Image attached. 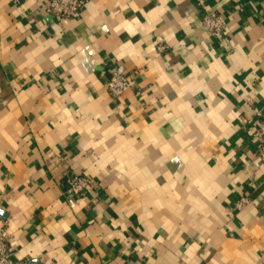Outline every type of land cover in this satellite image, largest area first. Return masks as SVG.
Returning <instances> with one entry per match:
<instances>
[{"label": "crops", "instance_id": "obj_1", "mask_svg": "<svg viewBox=\"0 0 264 264\" xmlns=\"http://www.w3.org/2000/svg\"><path fill=\"white\" fill-rule=\"evenodd\" d=\"M46 6L0 0L10 256L264 264V0H92L63 24ZM209 11L226 18L219 35L203 24ZM117 68L133 83L112 95ZM77 173L93 183L71 207Z\"/></svg>", "mask_w": 264, "mask_h": 264}, {"label": "built area", "instance_id": "obj_2", "mask_svg": "<svg viewBox=\"0 0 264 264\" xmlns=\"http://www.w3.org/2000/svg\"><path fill=\"white\" fill-rule=\"evenodd\" d=\"M92 0H47L46 11L52 15L59 24L77 18L82 9ZM204 26L214 35L221 34L226 28V18L215 11L206 12L203 18ZM159 50L164 49L160 45ZM133 79L120 69H114L107 81V89L112 95H120L132 86ZM258 119L254 135L260 141V155L264 160V109L255 112ZM92 178L87 173H77L68 179L67 201L71 207L77 205L78 198L92 186ZM250 202L248 196L240 198L236 208H242ZM11 236L6 222L0 226V264H19L10 256Z\"/></svg>", "mask_w": 264, "mask_h": 264}]
</instances>
